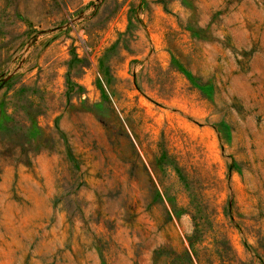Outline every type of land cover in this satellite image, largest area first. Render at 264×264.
<instances>
[{
    "label": "rangeland",
    "instance_id": "1",
    "mask_svg": "<svg viewBox=\"0 0 264 264\" xmlns=\"http://www.w3.org/2000/svg\"><path fill=\"white\" fill-rule=\"evenodd\" d=\"M0 264H264V0H0Z\"/></svg>",
    "mask_w": 264,
    "mask_h": 264
}]
</instances>
